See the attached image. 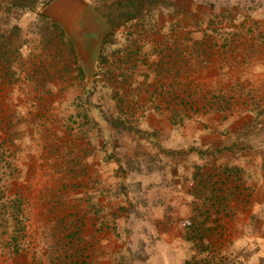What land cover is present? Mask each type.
<instances>
[{"label":"crops","instance_id":"crops-1","mask_svg":"<svg viewBox=\"0 0 264 264\" xmlns=\"http://www.w3.org/2000/svg\"><path fill=\"white\" fill-rule=\"evenodd\" d=\"M67 14L80 21L85 13ZM145 15L146 64L136 67L132 55L96 80L109 89L126 79L127 92L147 97L123 117L127 130L104 140L99 230L72 248V264H264V0L157 1ZM76 26L68 30L88 36ZM80 44L77 64L67 61L70 78L87 70ZM159 93L177 98L159 101ZM0 238V264H26L21 248Z\"/></svg>","mask_w":264,"mask_h":264},{"label":"rangeland","instance_id":"rangeland-1","mask_svg":"<svg viewBox=\"0 0 264 264\" xmlns=\"http://www.w3.org/2000/svg\"><path fill=\"white\" fill-rule=\"evenodd\" d=\"M50 1L0 0V235L10 239L14 251L21 248L26 264L36 257V264L78 263L77 248L94 242L100 150L106 138L127 130L123 117L131 115L132 103L147 97L127 92L126 79L114 78L109 89L96 80L109 78L115 65L125 68L132 57L136 67L146 64L142 21L148 5L165 0H80V9L86 5L84 19L72 17L70 24L85 26L96 44L86 60L92 73L88 69L73 78L66 75L67 61L77 64L76 44L83 36L46 14ZM127 25L134 30L126 31ZM56 63L62 64L59 69ZM36 70L43 76L32 77Z\"/></svg>","mask_w":264,"mask_h":264},{"label":"water","instance_id":"water-1","mask_svg":"<svg viewBox=\"0 0 264 264\" xmlns=\"http://www.w3.org/2000/svg\"><path fill=\"white\" fill-rule=\"evenodd\" d=\"M71 0H54L52 1L49 5H47V11H46V14L51 18L53 19L55 22H57L58 24H60L61 27H63L65 30H67L68 32H70L68 30V27L70 24V17L67 12L68 11H71V10H76L77 11V8L78 6L76 5V3L74 4L73 2H75V0H72L71 3H70ZM80 1V0H78ZM70 3V5L68 6V4ZM56 4V6H55ZM54 6V7H51L49 9L50 6ZM57 6L61 7V11H65L63 14H56L54 10H56ZM54 11V12H53ZM50 12H53L55 13V15L51 16ZM54 17H57V18H54ZM74 18V17H73ZM70 33H73V32H70ZM74 36H78L77 33H73ZM74 39V38H73ZM78 43V42H77ZM77 46V45H76Z\"/></svg>","mask_w":264,"mask_h":264},{"label":"bare ground","instance_id":"bare-ground-1","mask_svg":"<svg viewBox=\"0 0 264 264\" xmlns=\"http://www.w3.org/2000/svg\"><path fill=\"white\" fill-rule=\"evenodd\" d=\"M72 1V0H71ZM71 1H70V3H71ZM70 3L68 4V6L70 5ZM74 4L76 3V5L77 6H80V1H78V0H75V2H73ZM55 6H56V4H55ZM51 7H54L53 5L52 6H50L49 7V9L51 8ZM85 7H86V5L82 2V6H81V11H82V15H83V13H84V9H85ZM61 10V7H59V6H57V8H56V10H54V11H60ZM100 18V17H99ZM97 20V19H96ZM98 21V20H97ZM103 23V22H102ZM100 31V30H99ZM96 33V32H95ZM95 37H96V35H95ZM94 38L93 39H91L90 37H88V36H84V37H82V40H81V44H80V46H79V49H80V52H82V54L81 55H84L83 56V58L85 59V60H89V59H91L92 57L90 56V54H91V49L93 48V46L95 45V43H93L94 41ZM96 47V46H95ZM91 57V58H90ZM91 61H88V63H89V65H88V63H87V61H86V65H87V70L89 69V67H91L92 68V65H91V63H90ZM90 70V69H89ZM92 71V69L90 70V72ZM89 72V73H90ZM92 73V72H91Z\"/></svg>","mask_w":264,"mask_h":264},{"label":"flooded vegetation","instance_id":"flooded-vegetation-1","mask_svg":"<svg viewBox=\"0 0 264 264\" xmlns=\"http://www.w3.org/2000/svg\"><path fill=\"white\" fill-rule=\"evenodd\" d=\"M52 1H54V0H51V1L49 2V4H50ZM49 4H47V5H49ZM57 22H59V21H57Z\"/></svg>","mask_w":264,"mask_h":264}]
</instances>
